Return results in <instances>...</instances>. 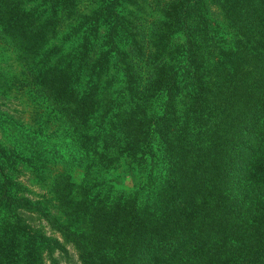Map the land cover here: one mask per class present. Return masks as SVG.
<instances>
[{
	"label": "trees",
	"instance_id": "1",
	"mask_svg": "<svg viewBox=\"0 0 264 264\" xmlns=\"http://www.w3.org/2000/svg\"><path fill=\"white\" fill-rule=\"evenodd\" d=\"M0 86L8 229L38 212L81 264H264V0H0ZM84 156L91 183L59 172ZM101 170L142 191L96 197Z\"/></svg>",
	"mask_w": 264,
	"mask_h": 264
},
{
	"label": "rangeland",
	"instance_id": "2",
	"mask_svg": "<svg viewBox=\"0 0 264 264\" xmlns=\"http://www.w3.org/2000/svg\"><path fill=\"white\" fill-rule=\"evenodd\" d=\"M10 92V90L6 91L5 87L0 86V98L4 94H7V99L12 98L13 93ZM87 162V157H78L75 161L63 164L64 171L60 170L59 172L65 174V172L77 171L79 176H77L76 182H81V184L85 182L91 183V179L86 177L83 170H80L87 165ZM76 164L78 167L75 166ZM115 172L119 173V171ZM121 172H123V169ZM127 174L124 173L115 177V174L105 173L102 170L100 173H92V177H96L101 181V185L96 189L98 190L99 188V192L97 191L99 195L96 197L104 198L107 201L117 199L119 194L133 196L135 192L140 193L142 187L139 188L136 184L126 181ZM44 176L43 169L38 167L35 176L36 185L32 188L35 193L33 200L37 201L38 204L44 205L53 216L62 217L61 219L64 220L67 218V214L62 216L65 210L59 206L62 203V198L56 197L55 194L49 195L51 189H49L47 182L44 181ZM144 189L148 194L153 195L152 188L150 190ZM46 190H48L47 195H49L47 201L44 200ZM144 195V192H142L141 197L143 198ZM29 217V224H32V230L34 231L24 233L16 229L14 231L8 229L12 221L7 225V220L0 215V264H81L79 252L77 251L78 245H75L72 241L69 242V238L59 227L52 224L49 225L38 212L31 213ZM74 222H69L68 229L79 232L80 228H75L73 226ZM86 264L106 263L99 256L93 260L86 261Z\"/></svg>",
	"mask_w": 264,
	"mask_h": 264
}]
</instances>
